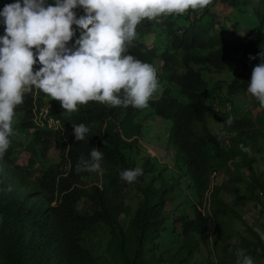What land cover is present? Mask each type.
<instances>
[{"label":"trees","instance_id":"obj_1","mask_svg":"<svg viewBox=\"0 0 264 264\" xmlns=\"http://www.w3.org/2000/svg\"><path fill=\"white\" fill-rule=\"evenodd\" d=\"M250 5L209 0L180 15L142 19L126 44L156 69L158 87L145 107L89 100L69 112L37 87L22 93L0 156V264H90L96 255L101 264H234L237 248L264 264L263 237L222 195L243 192L264 211V113L232 115L221 107L217 76L226 70L233 31L205 20L216 6L239 12ZM73 11L83 14L79 6ZM261 27L249 31L244 54L264 47ZM247 84L243 76L228 86L243 93ZM29 114L36 119L25 120ZM73 123L89 128L84 139H74ZM93 147L103 153L99 169L77 171ZM155 147L170 166L150 155ZM133 167L142 169L134 181L119 176ZM217 171L222 184L212 180ZM131 193L139 198L135 209ZM236 224L252 238L240 233L231 242Z\"/></svg>","mask_w":264,"mask_h":264},{"label":"clouds","instance_id":"obj_2","mask_svg":"<svg viewBox=\"0 0 264 264\" xmlns=\"http://www.w3.org/2000/svg\"><path fill=\"white\" fill-rule=\"evenodd\" d=\"M208 3L209 0L5 3L0 7V24L4 26L0 34V156L9 146L14 107L22 102V93L29 91L30 86L59 100L62 109L69 112L89 100L112 106H147L158 87L156 69L151 63L135 58L126 42L136 35V26L144 18L180 15ZM77 6L83 9V14L76 15L73 9ZM77 30L79 35H75ZM248 58L257 59V63L251 68L247 91L264 106V47L255 55L250 53ZM225 122L231 124L232 117ZM88 132L84 123L72 124L75 140L84 139ZM102 156L93 147L87 158L79 159L76 170L99 169ZM141 174V168L133 167L123 169L119 176L132 182ZM234 264H254V261L244 248H237Z\"/></svg>","mask_w":264,"mask_h":264},{"label":"rangeland","instance_id":"obj_3","mask_svg":"<svg viewBox=\"0 0 264 264\" xmlns=\"http://www.w3.org/2000/svg\"><path fill=\"white\" fill-rule=\"evenodd\" d=\"M80 8V7H79ZM83 11L82 8H80ZM261 11L264 14V0H251L250 7L245 10H241L239 12H234L231 8H223V6H216L212 10H210V14L206 15L205 20L210 21L214 20L216 24H218V31H221V24L225 25V31L230 33L233 31L232 36H229V42L231 46L227 47V62L225 64V72L221 75L217 76L220 81H224V84L221 85V91L218 92V97L220 101L223 102L221 107L226 109L228 113L232 115H241V111L245 114H249L255 116L256 113L260 111L264 113V106H261L258 100L250 94L247 90L243 93L237 92L233 93L229 88V82L234 79H242L243 76H246L249 80L251 74L252 66L257 63V59L249 60V54H244L242 51V45L245 44V40L249 34L250 30L256 29L258 27H262L260 29L264 30V23H262V19L258 16L257 12ZM147 19V18H146ZM243 32V35H241ZM153 38L149 40V45H151V41ZM255 55V54H253ZM241 75V77H240ZM215 75V80L217 79ZM228 83V84H227ZM230 95V97H227ZM218 104V105H219ZM247 106L250 107V110L247 109ZM231 108V110H230ZM249 110V111H248ZM41 114H38L37 121L41 124L47 123L46 115L44 114V118H40ZM35 118L32 114H29L25 120L31 122L32 119ZM36 119V118H35ZM51 121V120H50ZM53 122V121H51ZM253 151L255 152L258 145L253 144ZM151 149L150 155L153 157L157 155L160 157L158 160L163 166H170V163L163 157V152H159L158 148H148ZM154 154V155H153ZM178 162L182 165L183 168V158L181 157V153L177 155ZM180 158V159H179ZM176 160V161H177ZM173 163V161H170ZM221 164L226 165V160H219ZM236 167L240 168L241 163L236 162ZM218 174H212V180L214 182L223 183L224 174L221 171H217ZM223 198L228 201V203L234 208H236L241 214L245 217V220L259 233L264 239V211L262 208L258 207L255 203L246 202L243 199V192L241 193H226L223 192ZM127 203L130 204L134 209L139 204V198L134 193L127 195ZM245 233V235L249 238H252L249 233L245 232V229L242 225L236 224L232 234L230 235V240H233L237 237L238 234ZM203 252L207 255V251L203 249ZM105 261L104 258L95 256L91 260L90 264H101Z\"/></svg>","mask_w":264,"mask_h":264},{"label":"crops","instance_id":"obj_4","mask_svg":"<svg viewBox=\"0 0 264 264\" xmlns=\"http://www.w3.org/2000/svg\"><path fill=\"white\" fill-rule=\"evenodd\" d=\"M249 109H250V107H249ZM261 110H259V112H260Z\"/></svg>","mask_w":264,"mask_h":264},{"label":"built area","instance_id":"obj_5","mask_svg":"<svg viewBox=\"0 0 264 264\" xmlns=\"http://www.w3.org/2000/svg\"><path fill=\"white\" fill-rule=\"evenodd\" d=\"M154 155V154H153Z\"/></svg>","mask_w":264,"mask_h":264}]
</instances>
